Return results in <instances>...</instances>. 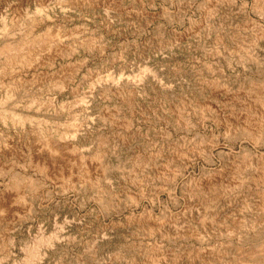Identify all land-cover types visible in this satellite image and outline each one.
Returning a JSON list of instances; mask_svg holds the SVG:
<instances>
[{"label": "rangeland", "instance_id": "374dc122", "mask_svg": "<svg viewBox=\"0 0 264 264\" xmlns=\"http://www.w3.org/2000/svg\"><path fill=\"white\" fill-rule=\"evenodd\" d=\"M27 40L30 66L0 55V108L28 116L0 117V199L28 185L0 264H264V0H0V50Z\"/></svg>", "mask_w": 264, "mask_h": 264}, {"label": "bare ground", "instance_id": "6f19581e", "mask_svg": "<svg viewBox=\"0 0 264 264\" xmlns=\"http://www.w3.org/2000/svg\"><path fill=\"white\" fill-rule=\"evenodd\" d=\"M4 36L6 35V32L4 31L3 34ZM179 39V38H178ZM47 40V39H46ZM181 40V39H179ZM42 42V41H41ZM45 44V43H44ZM43 44V45H44ZM25 48V49H23ZM35 46L33 47V42L32 41H25L23 44H21L20 46H17V48H9V44H4L1 47L0 50V55H5V63L6 66L10 65V66H20V67H25L28 66L31 63L32 60V56L35 54ZM30 66V65H29ZM107 83V82H106ZM260 91V90H259ZM263 91V90H262ZM261 93V92H260ZM264 97V96H263ZM260 98L259 94L258 97H256V99L254 98V106H257V108L259 107L260 109H264V98ZM249 103V102H248ZM252 103V101H251ZM250 105L248 104V107ZM253 106V105H252ZM253 106V107H254ZM4 107V106H3ZM31 108V107H30ZM28 108V110L30 109ZM250 108V107H249ZM15 109H11L9 112L8 110H4L2 108H0V117L1 120L3 122L6 121L7 118H9L11 120V122L13 124H18V125H23L25 120L24 118H26V116L23 115H19L17 114L15 111H13ZM255 110V109H254ZM249 111V110H248ZM23 114V112H20ZM45 114V113H44ZM28 117V116H27ZM250 117V116H249ZM30 120V119H29ZM27 121V120H26ZM30 122V121H29ZM28 122V123H29ZM226 124H228V128L230 130H233L234 132L239 131L242 132L244 134H248L252 137H258L260 138V136H263V131L261 130V127H256V123L253 124L254 122L248 120V117L246 115H241V114H235L234 116L232 115L231 117H229V119L226 121H224ZM30 125V124H29ZM48 145V144H47ZM45 146V145H44ZM49 146V145H48ZM47 146V148H48ZM46 148V149H47ZM51 153H53L52 151H54L52 149V147L50 148ZM55 152V151H54ZM56 154V152L54 153V155ZM72 154V153H71ZM186 153H179V152H175L173 156H184ZM53 155V154H52ZM172 156V155H171ZM79 157V156H78ZM98 157V156H97ZM100 157V156H99ZM80 158V157H79ZM77 158V159H79ZM97 159V158H96ZM149 160V159H148ZM82 159H79V164H82ZM77 163V165H79ZM148 166H151L152 168V172L159 178V177H165L163 175H165V169H163V166H161L160 164H157V162L155 161H149L148 162ZM78 167V166H77ZM82 167V166H81ZM79 165V169L82 170ZM247 167V166H246ZM85 168V167H84ZM165 168V167H164ZM240 168H235L234 169H228L222 172H216V173H212L208 176H201L198 179H195L193 181H191L190 185L188 186V189L191 190H195V191H210V192H215V191H221V190H225L227 187H229L232 184L233 178L236 175V173L238 172ZM138 170V169H136ZM43 171V170H42ZM86 171V170H85ZM84 170L82 173H84L83 175L80 176V182H82V184H86V183H90V177H87V174ZM70 172V170H69ZM137 172V171H136ZM72 173V172H71ZM76 175V174H75ZM256 176V175H255ZM259 178V177H258ZM129 182H134L136 180V175L135 174H130L129 177H127ZM166 179V178H165ZM62 180V178H61ZM168 181V180H167ZM261 181V180H260ZM234 182V181H233ZM30 184V183H29ZM28 187V185L24 182H19V181H15L12 180V182H10L7 186H5L6 188V192L3 196H1L2 198L1 200V205L2 206H9L12 207L14 205H24L22 203H24L23 201H25L24 199V195L21 194L22 191L24 193V189ZM194 192V191H193ZM229 192V191H228ZM24 197H23V196ZM26 202V201H25ZM147 220V224H154L153 222H151L150 220ZM171 220V219H170ZM165 222V221H164ZM142 224V223H141ZM160 225V224H159ZM147 226V225H146ZM151 227L153 225H150ZM159 228V227H158ZM162 228V226H161ZM264 245V244H263ZM259 252V250H258ZM257 253V252H256ZM254 254V253H253ZM259 258L260 256L262 257V260H264V246H262V253L258 255ZM159 258V257H158ZM157 256H146L144 259V263L142 264H164L161 260H158ZM256 256L255 255H251L250 256V260H249V264H255L258 261L255 259ZM160 259V258H159ZM163 260V259H162ZM244 262V261H243ZM264 262V261H263ZM238 263V262H237ZM248 263V262H247ZM242 264V263H239Z\"/></svg>", "mask_w": 264, "mask_h": 264}]
</instances>
